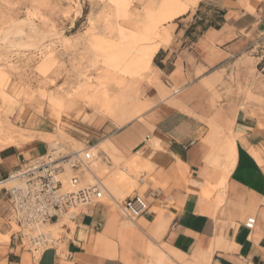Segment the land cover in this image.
Segmentation results:
<instances>
[{
	"label": "crops",
	"instance_id": "0c3cea01",
	"mask_svg": "<svg viewBox=\"0 0 264 264\" xmlns=\"http://www.w3.org/2000/svg\"><path fill=\"white\" fill-rule=\"evenodd\" d=\"M183 1L190 10L169 22L151 81L141 87L147 108L124 125L76 113L66 128L84 145L112 143L119 160L114 170L129 175L119 185L144 196L152 213L125 220L107 188L117 207H91L67 230L60 254L47 250L35 259L14 239L10 203L0 191V264H147L149 244L179 263L264 264V90L249 98L222 89L236 90L237 80L244 84L250 75L239 60L264 41V0ZM160 2L151 0L147 9ZM219 74L220 100L211 87ZM225 110L228 118H220ZM54 114L50 106L43 115L24 116L21 124L35 136L0 150V180L50 151L39 134H53ZM229 142L236 144L231 163ZM103 154L112 169V157ZM222 181L218 204L208 193Z\"/></svg>",
	"mask_w": 264,
	"mask_h": 264
},
{
	"label": "rangeland",
	"instance_id": "374dc122",
	"mask_svg": "<svg viewBox=\"0 0 264 264\" xmlns=\"http://www.w3.org/2000/svg\"><path fill=\"white\" fill-rule=\"evenodd\" d=\"M124 1L123 3L121 0H117L116 4V0H0V68H3L5 72H7V79L5 82L3 81L2 85L4 86L6 84L8 86L7 91L13 98L21 99L18 106L13 108L11 102L5 104L0 98V119L2 116L0 122L4 124V126L9 125L12 130H17L19 133L23 134L24 137H29V139L33 138L35 135L33 136L26 126L21 124L24 116L32 112L37 115L41 114L39 112L41 108L44 110L46 107L50 109L51 103L56 102L57 97H62L64 99L68 98L69 95L75 94V91L78 90L80 85H83L90 79L93 80V84H95L96 87L95 89L102 87L109 89L110 87V90H108L109 99L118 105L127 102L128 95L140 98L142 85L151 81L154 71L150 72L151 74L148 73L141 77L128 76L121 71H118L120 73L115 72L116 74L118 73V76L124 77L125 84L124 87L120 88L122 92L119 88L114 87L113 89V86L106 83L104 78H102V69H105L107 64L106 61L104 62L105 66L102 64V61H104L103 59L106 58L103 54L104 51L96 48L99 46H94L97 41H112L110 43H113V41L119 42L117 36L118 32L115 28L117 23L138 32L143 30V26L135 22L133 17L144 13L151 0H133L134 4L131 6H124L129 0ZM159 5V3L156 4L152 9L153 15L157 18L159 17ZM80 6H82L83 9L80 8ZM126 6L129 8L128 11L125 10ZM90 21L96 24L94 30ZM13 23H23L25 26L33 24L32 26L36 27L37 31L30 34L28 37L12 36L14 38H8L6 39L7 41H5L8 24L10 25ZM159 28L160 36H157V39L153 37L151 40L152 42L154 40H159L158 42L162 41L164 39L163 36H161L163 31H168V28L172 27L169 25V22L165 21L161 23ZM161 28L163 29L161 30ZM31 40H33L32 43ZM23 42H26L25 45H27L24 46ZM92 42L95 43L92 45ZM126 43L128 46L131 44L133 45L134 42L132 40L128 42L127 40L124 45H126ZM135 45L139 48L144 46L143 43ZM5 46L8 47L6 48ZM98 57L100 59H98ZM258 60H260L259 65H257ZM96 61L98 62L95 63ZM242 65L248 67L250 72V75L248 77L246 76V82L242 84L240 80H237V86H235L236 90H233L231 87L226 88L225 85L222 89L225 91L228 90L229 92L234 91L237 96H242L246 93L249 98H252L254 92L264 90V70H262L264 67V41L256 44L251 52L239 60V67ZM258 67L260 72L257 71ZM101 80L102 82L100 83ZM212 82L211 87L213 92L220 100L221 96L218 92L221 91L218 90V87L223 83L221 74H219V79L213 80ZM110 94H112L114 99ZM104 95L106 96V94ZM89 103L81 99H77L75 102L66 99L63 116L60 121L61 124H57V122L51 119L56 124V129L51 130L53 134H39V137L50 145V153L54 157H59L61 154H68L75 151V149L80 150L85 147L84 144L76 141L66 133V128L68 127L67 123L71 120V118H69L70 115L77 113V118L80 119L83 114L88 116L87 113H89L90 118H107L102 113L101 107L95 106L94 104L89 105ZM224 107L223 102H220L219 110ZM36 108L39 109L37 110ZM54 111L55 114L53 117H56L58 110L55 108ZM226 113V110L219 113V117L223 119L228 118V116H225ZM3 119H5L4 122L2 121ZM59 130L61 132H59ZM3 139H0V150L5 146L3 144V142L5 143V138L3 137ZM52 142L60 143L65 149L62 151H59L57 148L55 149L51 145ZM96 149L97 148H94V151H96ZM100 151H98V158L93 164V168L94 166L95 168L97 167L96 169L94 168L95 174L103 180L108 190L116 199H119V201H122L127 194L133 195L132 186L122 187L119 185L124 184V181L129 179V175L126 174V172H119V169L117 172L114 170V168L118 166L119 160L117 158H112L114 166L112 169L108 166L109 169L106 171L104 169L106 164L103 162L104 154H102L103 151ZM235 155L236 153L232 155V153L226 150V158L230 163L235 158ZM115 172L117 175L119 174L116 182L113 180ZM62 178L64 179V177ZM83 180L88 182L86 172L83 173ZM11 185L12 183H9L4 186L10 187ZM119 188H124L125 190L122 195L118 194ZM0 191L3 192L1 186ZM104 202L117 207L108 194ZM124 219L129 222L131 221L126 216H124ZM59 224L60 227L58 228L44 226L43 229H50L55 233L67 234V228L72 229L75 227V223L71 222L68 216L62 218ZM0 239L2 240L3 237L0 236ZM61 248H63V246H61ZM173 262L175 264L179 263L177 261ZM180 263L193 264L190 262ZM147 264L155 263L148 257Z\"/></svg>",
	"mask_w": 264,
	"mask_h": 264
},
{
	"label": "built area",
	"instance_id": "2783aa9c",
	"mask_svg": "<svg viewBox=\"0 0 264 264\" xmlns=\"http://www.w3.org/2000/svg\"><path fill=\"white\" fill-rule=\"evenodd\" d=\"M53 157L48 151L0 180H12L10 187L3 185L1 189L10 203L8 224L13 237L35 259L47 250L60 254L63 241L68 238L66 234L44 230V226L57 224L66 216L74 221L110 195L103 180L94 172L93 182L83 180V173L92 172L98 158L92 145L86 143L80 150L61 154L55 160ZM116 203L122 214L133 222L152 213L150 203L139 194L122 202L116 200Z\"/></svg>",
	"mask_w": 264,
	"mask_h": 264
},
{
	"label": "bare ground",
	"instance_id": "6f19581e",
	"mask_svg": "<svg viewBox=\"0 0 264 264\" xmlns=\"http://www.w3.org/2000/svg\"><path fill=\"white\" fill-rule=\"evenodd\" d=\"M123 1L124 0H121V2H123ZM124 2H126V1H124ZM116 4H117V0H116ZM132 4H134L133 0H129L127 3L124 4V6L125 5L131 6ZM159 4L160 5H159V10H158L159 11V13H158L159 17L158 18L153 15L152 9H145L144 13L133 17V20L135 22H137L140 26H143V30L141 32L129 29V28L122 26L121 24L117 23V26H115V28L118 32L117 36H118L119 42L113 41V43H110L112 41H109V42L107 41L108 42L107 43V42L97 41L96 45L94 44L95 47L99 46L96 48L100 49L101 51H104L103 54L105 55L104 57H106L105 58L106 60L103 59L104 61H102L103 62L102 64H104V62L106 61L107 62V64H106L107 69L106 68L102 69V71H103L102 78H104L106 83L113 86V89H114V87L120 89V88L124 87V84H125L124 77H120L117 75L118 73H120L118 71H121L124 74H127L128 76H133V77L140 76L141 77V76L148 74V73L155 70L153 67V59H154L155 54L158 52L161 44H160V42H158L159 40L158 41L154 40L152 42L151 41L152 38L155 37L157 39V36H160L159 26L161 25L162 22H165V21L171 22V21L177 19L178 17L182 16L183 14L187 13L190 10V5L187 4L183 0H161V2ZM80 8H82V6H80ZM125 10L128 11L129 8L126 6ZM95 19H96V17H95ZM22 20H24V19H22ZM100 20H101V18H100ZM24 21H26V20H24ZM34 24H36V23H34ZM32 25L30 24V25L25 26L23 23H13L10 25L8 24V27L6 30L7 34L5 35V41H7L6 39H8V38L10 39L12 36H14V37H28L30 34L37 31L36 27H33ZM91 25H92V28L94 30L96 24L94 22H91ZM162 29L163 28H161V30ZM112 31H113V28H112ZM168 33H169V30L163 31L161 36H163V38H166V37H168L167 36ZM117 36H115V37H117ZM14 37H12V38H14ZM94 39H96V38H94ZM118 39H117V41H118ZM109 40H112V39H109ZM113 40H115V39H113ZM127 40H128V42H129V40H132L134 42L133 45L131 44V45L127 46V43H126V45H124V43ZM2 41H4V40H2ZM32 41L33 40H31V43H32ZM105 41H106V39H105ZM25 43L23 42L24 46L27 45V44L25 45ZM93 43H95V42H92V45H93ZM142 43L144 44V46L140 47V48L138 46L136 47V45H135V44L140 45ZM6 45H8V44H6ZM12 45H14V44H12ZM97 53H99V52H97ZM98 59H100V58L98 57ZM94 60H96V59H94ZM97 62L98 61H96L95 63H97ZM100 62H101V60H100ZM104 66H105V64H104ZM156 70H157V68H156ZM115 72H118V73L116 74ZM128 76H127V78H128ZM144 77H143V79H144ZM6 79H7V72H5V70L3 68H0V98L3 100V102L5 104H8L9 102H11V105L14 108V107L18 106V104L20 103L19 101L21 99L13 98L12 95L7 91L8 86L6 84L4 86L2 85L3 81L5 82ZM101 82H102V80L100 81V83ZM127 83H129V82H127ZM102 84H104V83H102ZM95 88L96 87H95V84H93V80L90 79L86 83H84L83 85H80L78 90L75 91V94L69 95L68 98H66V99H69L73 102H75L77 99H81L85 102H88V103L90 102L89 105L94 104L95 106H99V107H101L100 109H101L102 113L107 118L115 121L119 125H124V124L130 122L132 119L137 117L139 114H141L147 108V105L140 98H137L136 96H129V95L127 96V98H128L127 102H123L122 105H118L115 102H113L111 99H109V95H108L109 91L108 90H110V87H109V89L104 88V87L98 88V89H95ZM120 91H121V89H120ZM125 91H127V90H125ZM129 91H131V90H129ZM134 93H136V92H134ZM104 94H106V96ZM120 94H122V93H120ZM126 94H128V93H126ZM110 95L112 97V94H110ZM114 95H116V94H114ZM66 99H64L62 97H57L56 102L51 103V106L54 107V109L56 108L58 110L57 114H56L57 116L52 117L53 121L57 122V124H61L60 121H61V118L63 116ZM45 109H47V107ZM39 112L41 113V115H43L44 109L43 108L39 109ZM1 119H2V116H1ZM4 120L5 119H3L2 121L4 122ZM8 121H11V120H8ZM59 132H61V131L59 130ZM62 133H63V131H62ZM3 137L5 138V143L3 142V144L5 146L3 148H5L9 145L15 144V143L24 142L27 139H29V137H27V138L24 137L23 134L19 133L17 130H12L9 125L4 126V124H2L0 122V139L2 140ZM234 144H235L234 142H229L228 146H227V150L230 153H232V155H234L236 153V150H235L236 144H235V146H234ZM51 145L55 149L57 148L59 151L60 150L62 151L65 149V147H63L60 143L52 142ZM81 148H82V146H81ZM94 148H97L96 151H94ZM100 150L104 151L106 153H109L112 156V158H115V156H116V153H115L116 149H115L114 145L108 141H106L105 144L101 145V147H98V146L94 147L93 146V151H94L95 155H98V151H100ZM55 159H57V157H53V160H55ZM94 168H95V166H94ZM94 168H93L92 172H86V176H87V179L89 182H93V174L92 173L93 172L95 173V169L97 167L95 169ZM104 169L107 171L109 169V167L106 165ZM224 171H225V169H224ZM9 183H12V180H6L3 182L0 181V186H3L5 184H9ZM223 184H224V182L222 181V183L218 187L215 194H209L208 193V196L214 198L218 204L221 203L222 196H224ZM71 222H73V221L71 220ZM51 227L52 228H58V227H60V224L59 223L53 224V225H51ZM149 254H150L151 260L155 264H175L172 261L171 256L167 252H165L161 248H157L156 246H154L152 244H149Z\"/></svg>",
	"mask_w": 264,
	"mask_h": 264
}]
</instances>
